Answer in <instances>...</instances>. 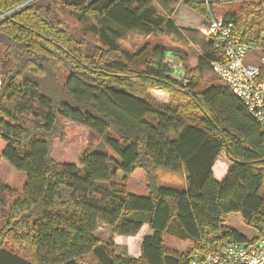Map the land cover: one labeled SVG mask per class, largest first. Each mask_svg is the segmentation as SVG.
<instances>
[{
  "label": "trees",
  "instance_id": "trees-1",
  "mask_svg": "<svg viewBox=\"0 0 264 264\" xmlns=\"http://www.w3.org/2000/svg\"><path fill=\"white\" fill-rule=\"evenodd\" d=\"M179 2L207 22L213 15V4L184 0H65L58 8L87 27L77 34L56 17L55 0H0V13L23 5L0 19V139L4 162L26 174L21 192L0 183V264H80L90 255L98 264H190L192 253L264 238V129L213 73L210 62L222 60L211 45L193 67L180 50L131 53L118 45L123 32L176 31L160 11ZM262 6L244 4L221 17L261 48ZM151 91L174 104H157ZM61 120L105 136L111 154L87 148L76 164L55 162ZM222 153L229 163L217 179ZM138 171L144 197L127 190ZM160 171L184 173L185 187L162 185ZM232 214L256 236L227 227ZM100 224L113 237L147 228L139 256L115 255L112 239L103 248L94 235ZM170 233L190 241L189 249L168 251Z\"/></svg>",
  "mask_w": 264,
  "mask_h": 264
},
{
  "label": "rangeland",
  "instance_id": "rangeland-1",
  "mask_svg": "<svg viewBox=\"0 0 264 264\" xmlns=\"http://www.w3.org/2000/svg\"><path fill=\"white\" fill-rule=\"evenodd\" d=\"M63 1L65 0H55L54 5L56 6V17L64 22L75 33L81 34L82 32H86V25L77 24L66 10L58 8ZM248 3H259V0L221 1V3L213 4V15L221 16L226 10H236L242 5ZM261 8L263 9L262 14L264 17V8L263 6ZM160 14L172 22L177 30H163V32L157 35L148 37L140 35L137 32H123L122 39L118 42L119 47L124 51L131 53L138 51L142 47H148L150 49L158 45L164 46L168 49L180 50L186 55L189 67H193L196 64L198 57L203 56L206 52L211 51L209 46H207L208 40L204 34V29L208 22L202 19V17H200L198 14L187 9L181 2L173 5L170 8H167L166 10L160 11ZM183 29H190L192 32L187 33ZM86 34L90 40L92 38V42H95V39L91 37L88 32ZM262 48L263 47L260 48L253 46V49L246 56V58L249 59L250 64H260ZM172 64L174 67H177V65H175L173 62ZM56 69L58 73H61L62 77L65 76L64 71L60 67H57ZM150 95L155 100V102L161 106L174 104L172 97L162 91H151ZM61 122L64 125L65 136L62 140H56L54 142L51 157L55 162L76 164L79 155L87 148L97 151H105L111 154L106 146L105 136L102 138L96 137L91 134L87 128L68 120H61ZM4 146V142L0 139V183L7 185L15 191L21 192L25 184L26 174L12 169L4 162L2 159ZM228 163L229 162L225 158V155L222 153L216 164L217 167H224L226 172ZM221 171L223 172V170ZM140 172L141 171H138L133 175L129 184L127 185V190L132 195L144 197L147 195L144 183L137 184L134 181L135 176ZM157 176L160 179L162 185L173 186L177 188L185 187L184 173L174 175L169 172L160 171ZM226 226L234 229L237 232L246 234V236L256 234L254 228H250L243 224L239 214H232L228 219ZM175 231L176 225L173 224L172 232ZM146 233H148V230ZM171 233L164 237V245L166 249H168V251H171L172 249L174 254H180L187 251L191 245V242L181 241L177 238V234ZM141 235L142 231L132 237H113L111 231H109V229L104 226L101 227L97 233V237L101 240L100 245L104 246L103 248L106 247L103 244L107 243V239H112L115 250L114 254L126 258H137L139 256ZM80 264L98 263L97 259L90 255L83 258Z\"/></svg>",
  "mask_w": 264,
  "mask_h": 264
},
{
  "label": "built area",
  "instance_id": "built-area-1",
  "mask_svg": "<svg viewBox=\"0 0 264 264\" xmlns=\"http://www.w3.org/2000/svg\"><path fill=\"white\" fill-rule=\"evenodd\" d=\"M184 1L209 6L226 0ZM22 6L0 13V19ZM204 34L215 56L222 60L210 62L213 73L264 129V77L258 79L260 69L264 70V47L261 49L260 64H250L246 56L253 46L241 40L232 22L211 13ZM190 264H264V238L253 243H228L218 254L192 253Z\"/></svg>",
  "mask_w": 264,
  "mask_h": 264
},
{
  "label": "crops",
  "instance_id": "crops-1",
  "mask_svg": "<svg viewBox=\"0 0 264 264\" xmlns=\"http://www.w3.org/2000/svg\"><path fill=\"white\" fill-rule=\"evenodd\" d=\"M217 163V162H216ZM220 166H222V165H220ZM223 168V169H222ZM221 170H223V172L221 171ZM213 173H214V176L217 178V179H220V178H222V176L225 174V169H224V167H217V164H215L214 165V167H213ZM230 218V217H229ZM228 218V219H229ZM242 219V218H241ZM228 221V220H227ZM242 222H243V220H242ZM227 223V222H226ZM244 224V223H243ZM106 227V228H108L106 225H104V224H100L99 225V227H98V229H97V231L94 233V235L97 237V233L99 232V230L101 229V227ZM230 228V227H229ZM109 229V228H108ZM109 231H110V229H109ZM146 231H147V228H145L144 230H142V235H141V239H142V237L145 235V234H147L146 233ZM141 232V231H140ZM239 234H241V235H243L245 238H247V239H252V238H254L255 236H256V234H253V235H251V236H246V234H243V233H241V232H238ZM98 238V237H97ZM126 238V237H125ZM99 240H100V238H98ZM141 239H140V241H141ZM108 241L110 240V239H107ZM108 241H107V243H108ZM164 241H165V239H164ZM107 243H105V244H103V245H106ZM100 244H101V240H100ZM173 250L171 249V251L170 252H172ZM173 253V252H172Z\"/></svg>",
  "mask_w": 264,
  "mask_h": 264
}]
</instances>
